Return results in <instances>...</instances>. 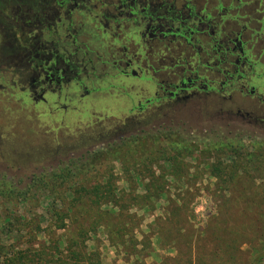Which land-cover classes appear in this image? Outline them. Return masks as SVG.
I'll return each instance as SVG.
<instances>
[{
  "label": "rangeland",
  "instance_id": "obj_1",
  "mask_svg": "<svg viewBox=\"0 0 264 264\" xmlns=\"http://www.w3.org/2000/svg\"><path fill=\"white\" fill-rule=\"evenodd\" d=\"M196 1H208V10L216 5L214 0ZM221 4L232 5L228 12L231 19L222 27L226 31L243 30L249 56L257 62V72H262L258 73L262 79L253 80L261 94L259 99L234 90L225 97L199 93L175 104L153 102L161 93L156 92V81L177 82L183 68L172 65L182 58L190 61V51L177 44L145 48L131 33L114 40L88 19L77 24L81 27L79 39L89 48L99 72L95 73L99 77H95L94 85L100 89L89 98H83L75 86H66L60 93L47 94L42 101L34 102L25 92L12 87L9 90L8 78L2 75L0 187L9 183L29 199L6 200L0 196V219L7 215L36 218L38 238L43 239L50 222L51 201L42 183L36 182L38 177L52 171L69 172L70 182L62 185H69L71 190L88 182L89 173L83 178L85 168L88 172L91 169V175L102 172L104 179L111 172L118 197L124 193L131 200L130 214L137 218L134 238L139 243L145 236L149 238L140 264H188L190 250L196 260L199 257L203 261L209 252L204 264H215L210 251L216 250L212 241H218L215 235L207 240L202 234L208 219L221 214L238 223L264 216V0H221ZM124 55L139 61L143 73L153 81L119 73L124 64L114 65L112 61ZM155 184L163 187L164 193L143 201L147 188ZM224 188H235L230 191L235 196L241 190L248 192L238 200L237 208L225 215L222 203L230 194ZM132 195L139 197L131 199ZM65 197L69 202L71 191ZM246 199L252 205L240 212ZM84 202L80 201L81 209L89 212ZM56 203L58 208H68L60 200ZM172 204L191 206L194 215L190 223L178 225L186 229L178 238L159 225L170 215ZM112 206L102 205L101 210L117 212ZM56 230L68 236L76 226ZM200 234L197 242L196 235ZM85 246L99 251L102 264H133V256L111 246L103 228L89 233ZM142 247L138 244L136 249Z\"/></svg>",
  "mask_w": 264,
  "mask_h": 264
},
{
  "label": "trees",
  "instance_id": "obj_2",
  "mask_svg": "<svg viewBox=\"0 0 264 264\" xmlns=\"http://www.w3.org/2000/svg\"><path fill=\"white\" fill-rule=\"evenodd\" d=\"M214 1L216 5L208 10V1L202 4L196 0H0V72L11 71L0 73V77L8 78L9 90L12 87L26 92L34 102L42 101L47 93H59L66 86H75L83 98H89L100 89L94 85L99 75L88 73L89 69L97 71L89 48L79 39L81 27L77 24L88 19L102 34L114 40L131 33L145 48L154 44L165 47L177 44L190 51V61L182 58L172 65L173 68L181 66L183 71L190 73H183L175 83L156 81V92L161 93L153 102L175 104L199 93L225 97L234 90L261 98L253 80H260L263 75L255 73L258 64L249 56L242 38L243 30L233 32L222 27L225 20L231 19L228 12L232 2L223 6L221 0ZM112 63H124L126 70L131 72L125 75L132 79L153 81L141 72L140 62L132 56L124 55ZM85 171L83 178L89 173L88 182H83L84 187L71 190L69 185L64 187L70 182L67 181L69 172L52 171L48 176L38 177L36 182L42 183L51 201L47 235L38 238L40 228L36 218L7 215L0 219V264H102L99 251L87 250L85 246L88 234H94L99 227L106 232L111 246L117 250L123 248L134 257L133 264H140L141 252L149 246V238L145 236L139 243L133 236L137 218L130 214L129 196L121 193L118 197L111 172L106 173L104 179L102 172L91 175V169L88 172L85 168ZM96 176L98 179H94ZM11 186L7 183L4 188L0 187V196L6 200L29 199ZM232 189L235 188L223 190L230 194ZM69 191L71 200L66 202L65 195ZM155 193L162 195L163 187L155 184L147 188L141 199L148 202ZM246 194V190H241L239 196L230 194L222 203L224 215L236 209V203ZM58 200L63 205L68 204V208H58ZM82 200L89 212L81 209ZM247 202L246 199L245 208L240 212L250 209L252 202ZM105 204L113 205L117 212L101 210ZM171 206L170 215L164 217L165 223L159 225L168 235L178 238L186 231L178 225L190 223L194 215L191 206ZM65 226H76V230L68 236L57 233L56 229ZM21 231L25 233L19 234ZM202 234L207 235V240L215 235L218 241H212L216 250H209L215 264H264V216L245 218L237 223L217 214L207 220ZM200 236L196 235L197 242ZM189 243L193 244L191 240ZM138 244L143 245L142 249H136ZM244 245L246 250L242 249ZM208 256L209 252L204 261L199 257L196 260L190 250L186 262L204 264Z\"/></svg>",
  "mask_w": 264,
  "mask_h": 264
},
{
  "label": "flooded vegetation",
  "instance_id": "obj_3",
  "mask_svg": "<svg viewBox=\"0 0 264 264\" xmlns=\"http://www.w3.org/2000/svg\"><path fill=\"white\" fill-rule=\"evenodd\" d=\"M122 64H124V63H119V65H122ZM141 70H139V72H140ZM128 72H130V71H128V70H126V66L124 65V69H122L119 73H128ZM142 73H143V69H142V71H141ZM0 73H11V71H1ZM29 73V72H28ZM38 73H45L44 71H39ZM88 73H99V72H97V71H93V70H91V69H89V71H88ZM131 73V72H130ZM132 73H137L136 72V70H132ZM181 73H190V72H186V71H181ZM255 73H262V72H255ZM6 75H8V74H6ZM260 75V74H259ZM3 76H5V75H3ZM240 91V90H239ZM26 93V92H25ZM60 93V92H59ZM47 94H52V93H47ZM46 94V95H47ZM28 95V94H27ZM29 96V95H28ZM220 97H224L223 95L221 96V95H219ZM246 96V95H245ZM250 98H255V97H252V96H249ZM258 99H259V97H257Z\"/></svg>",
  "mask_w": 264,
  "mask_h": 264
}]
</instances>
